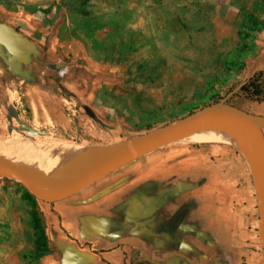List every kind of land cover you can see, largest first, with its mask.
Masks as SVG:
<instances>
[{
  "label": "rangeland",
  "instance_id": "rangeland-1",
  "mask_svg": "<svg viewBox=\"0 0 264 264\" xmlns=\"http://www.w3.org/2000/svg\"><path fill=\"white\" fill-rule=\"evenodd\" d=\"M237 2L0 0V18L37 46L22 73L14 71L3 84L13 105L9 115L0 91V154L23 165L10 156L15 144L111 145L181 120L215 100L230 99L264 115L263 101L234 96L259 68L264 0ZM8 71L1 68L0 76ZM37 89L46 98L34 94ZM25 190L21 181L0 176V264H62L63 252L54 241L56 248H38ZM195 249L189 261L215 264L207 247ZM148 255L132 248L128 264L138 257L152 260Z\"/></svg>",
  "mask_w": 264,
  "mask_h": 264
},
{
  "label": "crops",
  "instance_id": "crops-1",
  "mask_svg": "<svg viewBox=\"0 0 264 264\" xmlns=\"http://www.w3.org/2000/svg\"><path fill=\"white\" fill-rule=\"evenodd\" d=\"M261 36L257 62L264 68V31ZM34 94L46 98L39 89ZM187 139L142 156L68 198L40 202L50 237L63 254L71 250V264H128L132 248L145 256L151 252L148 258L157 264H206L189 261L195 246L207 247L215 264H264L258 199L244 154L229 144Z\"/></svg>",
  "mask_w": 264,
  "mask_h": 264
},
{
  "label": "water",
  "instance_id": "water-1",
  "mask_svg": "<svg viewBox=\"0 0 264 264\" xmlns=\"http://www.w3.org/2000/svg\"><path fill=\"white\" fill-rule=\"evenodd\" d=\"M4 48L11 53L24 52L20 60L28 63L31 53H36V44L23 32L7 22H0V55L7 61ZM11 70L22 73L11 62ZM230 122L247 132L253 139V150L247 157L253 176L259 209V237L264 252V115L243 110L226 100L209 105L181 120L169 123L154 130L126 138L102 148L100 161L80 172L71 179L51 180L33 174L19 163L0 154V176L15 178L43 202H56L68 198L106 175L122 168L128 163L145 156L167 144L186 138L190 132L207 129L213 123ZM71 250L63 254L62 264H71Z\"/></svg>",
  "mask_w": 264,
  "mask_h": 264
},
{
  "label": "bare ground",
  "instance_id": "bare-ground-1",
  "mask_svg": "<svg viewBox=\"0 0 264 264\" xmlns=\"http://www.w3.org/2000/svg\"><path fill=\"white\" fill-rule=\"evenodd\" d=\"M190 138L198 143L229 144L243 154H250L254 143L252 137L235 124L219 120L207 129L193 131ZM101 150L52 142L15 144L9 152L13 159L23 163L21 165L28 167L33 174L51 180H65L97 164L101 159Z\"/></svg>",
  "mask_w": 264,
  "mask_h": 264
},
{
  "label": "trees",
  "instance_id": "trees-1",
  "mask_svg": "<svg viewBox=\"0 0 264 264\" xmlns=\"http://www.w3.org/2000/svg\"><path fill=\"white\" fill-rule=\"evenodd\" d=\"M69 9V8H68ZM13 78V75L10 73H5V75L0 76V91L3 93V101H4V112L9 115L11 114L13 105L11 100L8 98V94L5 90V87L3 84L5 82L10 81ZM57 88L60 89L61 93L65 97H70V92L67 89L66 86L59 84L57 85ZM243 95L248 100H258L264 102V68H258L254 71L253 75L248 79V81L243 84L238 90L234 93V96H240ZM220 102V100H215L214 103ZM227 103H231L230 99L226 100ZM27 111L29 113H32V110L27 107ZM165 124L159 125L158 127H161ZM149 131L151 129H148ZM136 136V135H133ZM133 136H124L123 139L133 137ZM59 142V141H57ZM52 143V142H51ZM66 143V142H64ZM198 143V142H196ZM203 144V143H202ZM94 146H102L103 143L101 141H95ZM237 152H241L239 149H236ZM8 179V178H4ZM24 196L32 202V217L34 221V227L36 231L37 236V245L40 250L47 247H55V244L53 240L51 239L49 235V226L46 220V216L44 211L42 210L40 206V202H43L39 200L36 196H34L29 190H25ZM264 255V252H262ZM131 264H157L156 262L146 259V258H136L134 259Z\"/></svg>",
  "mask_w": 264,
  "mask_h": 264
},
{
  "label": "flooded vegetation",
  "instance_id": "flooded-vegetation-1",
  "mask_svg": "<svg viewBox=\"0 0 264 264\" xmlns=\"http://www.w3.org/2000/svg\"><path fill=\"white\" fill-rule=\"evenodd\" d=\"M0 22H7V21L2 19V18H0ZM7 23L10 24V25H13V24H11L9 22H7ZM4 50H5L4 51L5 58L7 59V61L0 55V66H2V67H0V70H1V68H3V69L8 68L9 69L8 73H10L11 75L14 76L15 75L14 71L11 70L10 64L8 62H11L15 67H17L18 69L22 70L25 62L21 61L20 58L25 56V55H23L24 52L19 50L18 52L11 53L7 48H4ZM62 70L63 69H58L59 72L63 73ZM5 73L6 72H4L3 75H5Z\"/></svg>",
  "mask_w": 264,
  "mask_h": 264
},
{
  "label": "built area",
  "instance_id": "built-area-1",
  "mask_svg": "<svg viewBox=\"0 0 264 264\" xmlns=\"http://www.w3.org/2000/svg\"><path fill=\"white\" fill-rule=\"evenodd\" d=\"M16 92H17V90H16ZM18 93V92H17ZM11 98V97H10Z\"/></svg>",
  "mask_w": 264,
  "mask_h": 264
}]
</instances>
